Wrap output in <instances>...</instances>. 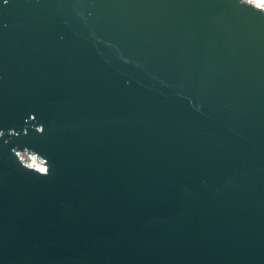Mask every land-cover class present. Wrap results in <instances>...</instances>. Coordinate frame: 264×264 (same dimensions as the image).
I'll list each match as a JSON object with an SVG mask.
<instances>
[{
    "label": "water",
    "instance_id": "95a60500",
    "mask_svg": "<svg viewBox=\"0 0 264 264\" xmlns=\"http://www.w3.org/2000/svg\"><path fill=\"white\" fill-rule=\"evenodd\" d=\"M0 264H264V0H0Z\"/></svg>",
    "mask_w": 264,
    "mask_h": 264
}]
</instances>
